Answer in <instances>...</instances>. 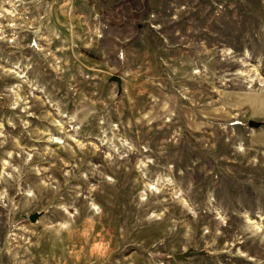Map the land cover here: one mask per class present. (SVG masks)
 <instances>
[{
	"label": "rangeland",
	"instance_id": "obj_1",
	"mask_svg": "<svg viewBox=\"0 0 264 264\" xmlns=\"http://www.w3.org/2000/svg\"><path fill=\"white\" fill-rule=\"evenodd\" d=\"M0 264H264V0H0Z\"/></svg>",
	"mask_w": 264,
	"mask_h": 264
},
{
	"label": "water",
	"instance_id": "obj_2",
	"mask_svg": "<svg viewBox=\"0 0 264 264\" xmlns=\"http://www.w3.org/2000/svg\"><path fill=\"white\" fill-rule=\"evenodd\" d=\"M113 80H115V82L119 85L120 84V79L119 78H113ZM257 124L250 122L249 126L250 127H255ZM45 211H41V212H34L32 214H30L28 216V220L30 223L32 224H37L38 221L40 220V218L44 215ZM209 253L206 251H199L196 252L193 249H188L182 253L179 254H175L173 256L174 260L176 262H183V261H187L189 258L191 257H195V256H206Z\"/></svg>",
	"mask_w": 264,
	"mask_h": 264
}]
</instances>
